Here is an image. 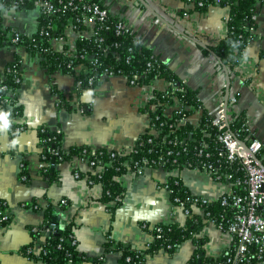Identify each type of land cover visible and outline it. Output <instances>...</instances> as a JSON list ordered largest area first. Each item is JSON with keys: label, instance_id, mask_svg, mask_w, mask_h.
I'll use <instances>...</instances> for the list:
<instances>
[{"label": "crops", "instance_id": "crops-1", "mask_svg": "<svg viewBox=\"0 0 264 264\" xmlns=\"http://www.w3.org/2000/svg\"><path fill=\"white\" fill-rule=\"evenodd\" d=\"M101 1L113 14L127 20L136 36L197 91L204 108L211 111L218 102L225 101V89L220 90L227 79L223 64L212 53L206 54L194 39L208 46L224 39L228 6L213 4L203 12L183 0ZM184 10H189L187 16H183ZM0 20L3 27L29 37L40 26L38 11L15 4L0 8ZM59 35L64 38L51 40L53 51L62 53L77 47L80 37L71 27L64 26ZM16 58L21 82L12 103L0 106V211L10 215L9 222L0 221V264H44L22 250L32 245L36 254L40 252L44 238L35 239L31 228L44 222L49 205H56L61 226H71L83 257L80 264H94L95 258L104 255L109 241L112 250L105 253L103 264H123L122 251L116 245L145 248L153 240L145 224L187 225L184 208L173 202L164 187L170 178L181 179L192 195L207 201H217L232 191L228 181L201 168L146 166L142 172L128 170L117 178L124 190L112 215L110 205L115 201H103L102 184L88 179V173L102 172L104 166L93 169L80 157L56 165L47 163L40 130L49 127L61 131L63 151L86 145L129 153L139 136L150 128L151 116L146 108L149 105L155 109L151 103L155 91L167 90L171 82L154 78L149 84H132L126 75H102L94 87L80 91L73 73L62 68L49 72L43 66L42 55L24 44L6 43L0 47V72ZM228 71L229 113H242L253 136L264 142V2L257 5L253 36L235 69ZM180 106L175 100L166 106L165 114L172 116ZM201 116L202 109H196L186 121L197 125ZM48 166H53L57 175L48 172ZM63 199L65 204H61ZM192 208L201 212L197 205ZM198 236L206 240L207 260L220 257L234 242L230 233L213 223L205 224ZM196 250L195 241L187 239L174 253L161 249L145 264H190Z\"/></svg>", "mask_w": 264, "mask_h": 264}, {"label": "trees", "instance_id": "trees-1", "mask_svg": "<svg viewBox=\"0 0 264 264\" xmlns=\"http://www.w3.org/2000/svg\"><path fill=\"white\" fill-rule=\"evenodd\" d=\"M195 9L205 12L210 5L220 4L230 8L228 22V32L224 39L217 45H210V49H203L206 54L214 52L221 60V64L227 66L230 71L235 69L239 58L245 50L248 38L253 36L251 28L256 27L257 5L264 0H207L204 5H197L199 0H194ZM14 5L13 0H0V8ZM25 8L32 7L30 1H26L23 5ZM122 19L117 14H111L110 20L105 24L106 27L101 29L98 37H103V41L99 44L102 46L113 45L117 43L112 52L104 59L110 63V69L114 75H126L129 79H133L135 84H149L154 78H165L171 83H178V87L172 84L165 91H155V97L152 104L155 109H151L149 105L146 110L151 116L150 128L137 139L133 149L129 153H121L116 150H108L106 148L93 149L89 146H74L69 151L62 150V140L64 134L61 131L52 130L49 127H43L40 130L41 145L43 146V155L47 163L56 165L60 161L72 159L74 157H87L94 162L93 169L101 165L103 162L110 163L104 166L102 172L88 173L91 183L99 182L103 186V201L113 202L110 205L112 215L121 203L123 186L118 181V177L128 170L137 172L143 171V166L149 167H192L203 168V164L209 161L214 164L215 171L212 175L219 180H226V174H232L230 181L244 177L242 163L236 160L230 163L226 157H220L219 152L222 146L218 140L221 131L213 124L212 116L208 109L203 107L201 100L198 98L197 91L192 89L180 79L174 71L159 57L154 51L145 44L141 38L137 37L134 32L116 35L115 23ZM47 20L40 17V24L45 25ZM63 21L57 22V27L53 34H61L63 32ZM11 28L3 27L0 20V47L6 43L13 44L11 38ZM97 36L88 39H78V50L86 49L90 53L101 55V48L98 47ZM18 44H24L27 48L36 52L42 47L50 46L47 40L41 37L37 32L33 36H26L21 33ZM43 66L53 72L57 68H62L73 73L76 78L83 77L85 74L80 68V75H77L74 69L78 65H65L66 58L62 53L53 51L51 48L48 52L43 53ZM150 63V65H149ZM106 65L96 66L92 69L95 75L96 85L102 76ZM21 76L20 63L18 58L7 64L5 70L0 72V106L6 105L4 98L8 93L3 87L6 85L17 91L20 82L16 80ZM92 86L84 81L80 91L91 89ZM64 100V99H63ZM175 100L181 103V106L175 110L172 116L165 114L167 105L172 104ZM20 110V107H17ZM196 109H202V116L197 125L185 120L184 114H191ZM229 128L238 135L239 139L249 144L247 130H245V116L241 114L229 113ZM155 130L158 134H154ZM177 142V144H175ZM205 147L204 153L200 154L201 147ZM186 147V149H184ZM54 149L55 153L49 151ZM172 150L173 153L168 154ZM210 153L207 157L205 154ZM114 154V155H113ZM258 158L264 164V150L257 152ZM146 160V162H144ZM145 164V165H144ZM48 172H57L53 166L47 167ZM170 195L173 202L176 198H180L185 202V208L189 209L188 221L186 226H179L175 223H157L155 225L145 224L153 235V240L143 249L134 248L131 245L117 244L116 248L121 249L123 264H145L147 258L155 254L157 251L164 249L169 253H174L181 243L187 239H193L197 245L196 255L190 264H204L205 260L210 264H241L227 263L230 251L223 253L218 258L206 259L204 254L205 238L199 237L198 234L203 226L210 223L212 219L221 220V217L229 218L232 216V210L229 207L221 205V200L207 201L205 203L198 202L201 212H194L192 206V195L187 187L179 178H170L168 181ZM236 192H243L242 188L235 189ZM200 198V197H198ZM189 199V200H187ZM201 199V198H200ZM1 203V201H0ZM176 203V202H175ZM5 204V203H4ZM207 212L210 215H207ZM56 205H49L45 210L44 222L36 227H32L31 231L35 239L44 238L42 248L38 254L34 251L28 252L32 245L23 248V253L28 256L40 259L44 264H80L82 255L78 251V243H72L74 237L71 226H61L58 222ZM10 215L7 219L0 221L9 222ZM112 241L105 245V253L112 250ZM236 244V239L234 240ZM95 258L94 264H103L104 256ZM71 260V262H70ZM256 258L251 257L250 261L243 264H256Z\"/></svg>", "mask_w": 264, "mask_h": 264}, {"label": "built area", "instance_id": "built-area-1", "mask_svg": "<svg viewBox=\"0 0 264 264\" xmlns=\"http://www.w3.org/2000/svg\"><path fill=\"white\" fill-rule=\"evenodd\" d=\"M26 1L31 2L32 8L38 11L39 17L47 20L45 25L40 24L38 30L39 35L45 38L48 45H50L42 47L37 51L43 58V53L48 52L52 48L51 40L53 38H64L62 35L53 34L58 21H63L64 26L71 27L82 40L97 36L99 41L98 47L101 48V55L94 52L90 53L86 49L78 50V47L62 52L66 58L65 65H78L74 68L77 75L81 74L80 68H82L85 74L83 77L76 78L77 89L80 90L84 81L92 87L95 86V75L92 74V69L96 66L106 65L102 75H114L109 66L111 64L107 63L104 58L111 52L118 58L117 54L114 52V47L118 46V44L114 43L113 45L102 46L99 43L103 41V37H98L99 31L106 27L105 24L110 20L111 14H113L109 6L104 4L101 0H13V3L23 7ZM183 1L188 6L193 8L196 7V2L194 0ZM206 3L207 0H199L197 5H204ZM188 11L189 10H184L183 16H187L189 14ZM114 29L116 35L133 32L132 25L125 19L117 21ZM11 30L10 33L13 35L11 41L13 44H18L21 33L17 29ZM251 31H254L253 27ZM250 39L251 37L248 38V41ZM16 80L21 82V76L19 75ZM130 83L134 84L135 81L131 79ZM171 84H173L174 87H178L177 82ZM3 88L8 90L4 98L5 103H12L15 90L6 85ZM224 89H226V85H223L220 90ZM232 100L235 102L236 97H233ZM209 112L212 116L213 124L221 131L218 137L222 146L219 156L226 157L230 163H233L237 159L240 160L243 165L242 170L244 171V177L233 182L230 181L233 175L226 174L225 179L232 185V191L222 195L220 200L222 206L229 207L232 210V216L229 218L222 216L220 221L214 218L210 223L217 225L220 229L230 233L234 237V240L236 239V244L233 242L229 249L231 253L227 258V263L235 262L243 264L250 261L253 256L256 258V264H264V170L255 163L248 151L240 145L238 135L230 130L229 105L227 108L225 101L221 100ZM184 117L186 120L188 115L184 114ZM20 129L21 127L17 130ZM245 130H247L249 138V150L255 154L264 150V142L253 136L247 122H245ZM175 144H177V142H175ZM48 149L50 152L55 153L54 149ZM184 149H186V147H184ZM205 149L206 148L202 146L199 153H204ZM171 153H173L172 150L168 151V154ZM209 154L210 153H206L205 155L208 157ZM81 160L88 163L91 167L94 165V162L90 161L87 157L83 156ZM144 162H146V160H144ZM101 165L106 166L110 165V163L103 162ZM203 168L211 174L215 171L214 164L209 161L204 162ZM77 176H80V173H77ZM164 187L170 192L168 183ZM238 188H242L243 192H236L235 189ZM66 202L65 199L61 200V204H65ZM175 202L184 208L187 215L189 214L190 211L185 208L184 201H181L180 198H176ZM198 202L205 203L207 200L198 197L192 198L193 205H199ZM207 215H210V213L207 212ZM7 216L8 215L0 211L2 220L7 219ZM72 243H77L75 235L72 237ZM31 251H33L32 248L28 250V252Z\"/></svg>", "mask_w": 264, "mask_h": 264}, {"label": "water", "instance_id": "water-1", "mask_svg": "<svg viewBox=\"0 0 264 264\" xmlns=\"http://www.w3.org/2000/svg\"><path fill=\"white\" fill-rule=\"evenodd\" d=\"M139 1H143V0H139ZM194 41L196 43H198L201 47H203L205 49H210V47L207 44H205V43H203V42H201L199 40H196V39H194ZM212 54L215 55V57L219 61H221L220 58L214 52H212ZM223 67H224L225 72L227 73L226 89H225V105L228 108V105H229V95H230V87H231V79H230V75H229V71H228L227 66L223 65ZM239 143H240L241 146H243L248 151V153L250 154V156L254 159L255 163L264 170V164H263V162L258 158V156L255 153H253V152H251L249 150L248 145L245 142L241 141V140L239 141Z\"/></svg>", "mask_w": 264, "mask_h": 264}, {"label": "rangeland", "instance_id": "rangeland-1", "mask_svg": "<svg viewBox=\"0 0 264 264\" xmlns=\"http://www.w3.org/2000/svg\"><path fill=\"white\" fill-rule=\"evenodd\" d=\"M34 10H36V9H34ZM37 11V10H36Z\"/></svg>", "mask_w": 264, "mask_h": 264}]
</instances>
